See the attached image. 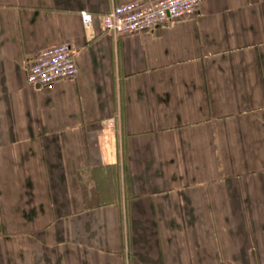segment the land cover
<instances>
[{"label": "crops", "instance_id": "crops-1", "mask_svg": "<svg viewBox=\"0 0 264 264\" xmlns=\"http://www.w3.org/2000/svg\"><path fill=\"white\" fill-rule=\"evenodd\" d=\"M127 1L0 0V264H264V0L104 31Z\"/></svg>", "mask_w": 264, "mask_h": 264}, {"label": "built area", "instance_id": "built-area-1", "mask_svg": "<svg viewBox=\"0 0 264 264\" xmlns=\"http://www.w3.org/2000/svg\"><path fill=\"white\" fill-rule=\"evenodd\" d=\"M205 0H130L114 6L103 17V30L114 36L142 33L168 23L184 20L200 13ZM85 28L92 27L93 15L82 11ZM79 50L70 43L46 48L38 53L28 70L33 86L49 87L60 79L78 74L76 57Z\"/></svg>", "mask_w": 264, "mask_h": 264}]
</instances>
